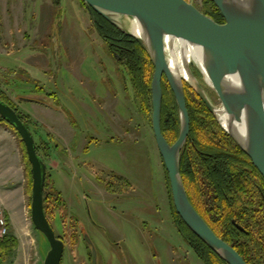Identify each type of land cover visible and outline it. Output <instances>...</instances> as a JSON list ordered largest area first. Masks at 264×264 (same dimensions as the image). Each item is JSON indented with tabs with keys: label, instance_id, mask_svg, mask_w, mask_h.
Wrapping results in <instances>:
<instances>
[{
	"label": "rangeland",
	"instance_id": "rangeland-1",
	"mask_svg": "<svg viewBox=\"0 0 264 264\" xmlns=\"http://www.w3.org/2000/svg\"><path fill=\"white\" fill-rule=\"evenodd\" d=\"M91 17L82 0H0V86L33 120L46 189L62 198L50 218L65 241L61 264H92L93 248L97 264H205L173 222L152 114L141 111ZM18 138L0 141V213L19 242L2 264H44L50 244L31 218Z\"/></svg>",
	"mask_w": 264,
	"mask_h": 264
},
{
	"label": "water",
	"instance_id": "water-1",
	"mask_svg": "<svg viewBox=\"0 0 264 264\" xmlns=\"http://www.w3.org/2000/svg\"><path fill=\"white\" fill-rule=\"evenodd\" d=\"M225 22L219 23L189 0H84L95 12L125 33L140 38L155 65L152 79V127L170 183L174 207L186 225L228 264H248L237 249L218 236L189 199L181 172V152L190 132V114L185 85L201 97L222 128L248 154L264 176V0H213ZM140 26V34L127 28L123 18ZM175 39L200 50L205 71L220 105L210 97L187 61L183 75L172 66ZM168 50V52H167ZM184 56V55H183ZM167 79L179 108L180 133L170 143L162 131L163 79ZM28 99L29 98H25ZM227 124L223 122V114ZM0 115L12 124L25 144L32 173L31 218L49 241L44 264H61L65 241L58 237L45 212L47 166L38 154L30 127L10 104L0 100ZM92 264H97L95 248Z\"/></svg>",
	"mask_w": 264,
	"mask_h": 264
},
{
	"label": "trees",
	"instance_id": "trees-1",
	"mask_svg": "<svg viewBox=\"0 0 264 264\" xmlns=\"http://www.w3.org/2000/svg\"><path fill=\"white\" fill-rule=\"evenodd\" d=\"M82 2L85 5L84 0ZM201 10L217 22H225L222 12L213 0H205V7ZM92 27L105 40L116 61L123 65L127 81L134 89L141 111L145 116L152 114V79L155 65L144 42L121 31L96 12L95 18H92ZM194 71L200 76L199 71L196 69ZM185 95L190 114V132L181 152V172L189 199L215 233L234 246L248 264H264V198H262L264 176L187 83ZM0 100L15 108L24 122L30 126L33 120L17 109L1 86ZM150 120L152 125L151 117ZM0 123L7 124L17 133L15 127L1 115ZM161 125L167 140L174 143L180 133L179 108L174 92L165 77ZM17 135L20 137L18 133ZM20 143L23 147L31 194V165L21 138ZM163 165L165 167L164 161ZM166 183L173 222L188 245L205 264H228L186 225L174 207L168 176ZM57 194L54 198L53 193L47 189L44 194L45 212L50 222V218L55 214L53 207H56L55 203L63 204L60 194ZM233 220L241 224L243 229L235 226ZM57 236L61 238L59 234ZM18 243L16 236L9 231L0 240L2 255H9L17 248ZM90 257L92 258V252Z\"/></svg>",
	"mask_w": 264,
	"mask_h": 264
},
{
	"label": "bare ground",
	"instance_id": "bare-ground-1",
	"mask_svg": "<svg viewBox=\"0 0 264 264\" xmlns=\"http://www.w3.org/2000/svg\"><path fill=\"white\" fill-rule=\"evenodd\" d=\"M129 18V21H127L129 23V27L131 28L130 30L139 35L140 34V26L139 24L134 21L132 18L130 17H127ZM182 40H179V39H175L174 41V49L172 50L173 54H170L167 50V54H168V57H169V60L171 61L172 63V66H174V64L176 63L179 71L185 75L186 72H187V68L185 66V63H187V61H194L204 72V75H205V79L206 81L209 83V84H212L210 78L208 77L206 71H205V67H204V63H203V60H202V57L200 55V50L199 49H195L194 47H192L191 45L187 44L184 46V51H183V46H182ZM184 55V56H183ZM223 114V113H222ZM223 122L225 123V125L227 124V117L224 116L223 114Z\"/></svg>",
	"mask_w": 264,
	"mask_h": 264
},
{
	"label": "crops",
	"instance_id": "crops-1",
	"mask_svg": "<svg viewBox=\"0 0 264 264\" xmlns=\"http://www.w3.org/2000/svg\"><path fill=\"white\" fill-rule=\"evenodd\" d=\"M0 72L1 73H3L4 72V70H2V69H0ZM4 77V75L3 74H0V78L2 79ZM41 93H44V91H40ZM34 94V92L33 91H29L28 93L26 92V93H23V95L25 96V97H27V98H32V96H34L33 95ZM11 96V95H10ZM11 98V100H13L14 101V103H15V105H16V100H14L15 98H14V95L13 96H11L10 97ZM22 100H28V99H22ZM44 101V100H43ZM45 102V101H44ZM39 104H42V105H45L44 103H40V102H38ZM49 103V102H48ZM47 103V104H48ZM50 105H52L51 103H49L47 106H50ZM17 107V106H16ZM49 108H51L52 109V107H49ZM18 109V108H17ZM32 128H33V126L32 125H30ZM31 131H32V129H31ZM33 133V132H32ZM6 137H14L15 139H19L18 138V135H17V133L10 127V126H8L7 124H4V123H0V141H1V139H5ZM20 145H21V143H20ZM22 146V145H21ZM21 150H22V148H21ZM23 151V150H22ZM18 159H19V163L21 162V161H23V159H22V152L21 151H19V153H18ZM24 156V155H23ZM2 174V173H1ZM1 174H0V178H1Z\"/></svg>",
	"mask_w": 264,
	"mask_h": 264
},
{
	"label": "built area",
	"instance_id": "built-area-1",
	"mask_svg": "<svg viewBox=\"0 0 264 264\" xmlns=\"http://www.w3.org/2000/svg\"><path fill=\"white\" fill-rule=\"evenodd\" d=\"M0 228L3 235L9 233L10 228L8 227L7 217L0 213Z\"/></svg>",
	"mask_w": 264,
	"mask_h": 264
},
{
	"label": "flooded vegetation",
	"instance_id": "flooded-vegetation-1",
	"mask_svg": "<svg viewBox=\"0 0 264 264\" xmlns=\"http://www.w3.org/2000/svg\"><path fill=\"white\" fill-rule=\"evenodd\" d=\"M242 159H243V157L241 158V161H242ZM244 159H245V164H246V161H247V157H246V155H245V157H244ZM253 162V161H252ZM244 163V162H243ZM262 198H264V193H263V191H262ZM170 212H171V207H170ZM171 215H172V212H171ZM233 223L235 224V226H237L238 228H240V229H243V227L241 226V224H239V223H237L235 220H233ZM180 232V231H179ZM181 233V232H180ZM182 234V233H181ZM3 238V235H1L0 236V240ZM3 257H5V256H3L2 255V251H1V249H0V264H2V258ZM92 259V258H91Z\"/></svg>",
	"mask_w": 264,
	"mask_h": 264
}]
</instances>
